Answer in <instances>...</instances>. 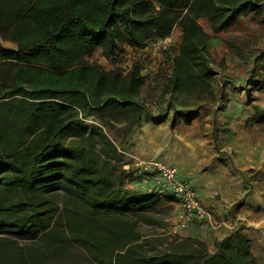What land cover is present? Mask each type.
Listing matches in <instances>:
<instances>
[{"label": "trees", "instance_id": "trees-1", "mask_svg": "<svg viewBox=\"0 0 264 264\" xmlns=\"http://www.w3.org/2000/svg\"><path fill=\"white\" fill-rule=\"evenodd\" d=\"M250 13L264 24V0H0V264H18L33 244L70 242L102 264H260L242 225L212 250L195 234L146 237L140 226L163 228L158 202L173 196L128 187L120 147L144 121L189 124L224 96L207 43ZM174 27L157 112L141 96L144 59L126 69L88 59L100 49L116 63ZM116 124L119 144L104 130Z\"/></svg>", "mask_w": 264, "mask_h": 264}, {"label": "crops", "instance_id": "crops-1", "mask_svg": "<svg viewBox=\"0 0 264 264\" xmlns=\"http://www.w3.org/2000/svg\"><path fill=\"white\" fill-rule=\"evenodd\" d=\"M260 15L250 13L239 16L226 31L208 41L209 52L216 56L224 54L222 60L226 62L227 56L233 57V48L225 43L231 39L225 38L226 35L242 34L249 41L255 39V30L263 32V38L256 40L259 44L262 42L264 47V24L258 21ZM204 19L200 18L199 23L206 32L212 34L209 23L202 22ZM172 34L180 40V27H174ZM247 41L246 54L250 59L243 65L247 68L245 87L224 86L227 100L223 103L221 116H214L216 101L203 104L197 117L189 124L177 122L171 128L168 121L159 124L144 121L139 131L136 130L131 139L120 147L127 160L153 157L176 165L180 176L196 188L199 198L210 207L216 218H240V225L245 227L244 231L250 240L252 253L260 264H264V81H261V78L264 79V48L250 49ZM96 53L101 54V50L97 49L88 59L94 60ZM227 70L232 72L231 69ZM249 78L252 83H248ZM216 127L219 135L213 142L211 133ZM215 146L218 147V153ZM217 155L226 160L220 161ZM127 186L131 187L129 184ZM162 194L170 195L167 192ZM237 202L240 206L235 210L232 206ZM170 205L176 207L173 198L166 201L160 197L159 209L165 210ZM188 231V234H195L205 240L210 250L213 249V241L226 232L204 233L197 227ZM142 233L147 237V231ZM25 251L29 255L20 259L18 264H102L88 248L71 242L63 246L33 244L27 246Z\"/></svg>", "mask_w": 264, "mask_h": 264}, {"label": "built area", "instance_id": "built-area-1", "mask_svg": "<svg viewBox=\"0 0 264 264\" xmlns=\"http://www.w3.org/2000/svg\"><path fill=\"white\" fill-rule=\"evenodd\" d=\"M171 35L151 43L147 47L150 57L166 55L170 45ZM215 69V64L211 63ZM216 77H220L217 71ZM149 73L145 61L141 66L143 82ZM123 170L135 179L129 185L132 188L148 192H167L173 196L176 207L173 210V220L168 227V235H178L183 231L197 227L201 232L210 233L220 230H232L240 225V218H216L214 212L204 204L198 196L196 188L180 176L176 165L167 164L159 159L133 157L123 164ZM180 235V234H179Z\"/></svg>", "mask_w": 264, "mask_h": 264}, {"label": "rangeland", "instance_id": "rangeland-1", "mask_svg": "<svg viewBox=\"0 0 264 264\" xmlns=\"http://www.w3.org/2000/svg\"><path fill=\"white\" fill-rule=\"evenodd\" d=\"M203 22V20H202ZM245 22H249V21H245ZM241 28H243V25H241ZM253 38L255 39H251L249 41L245 40L246 37H243L242 34H227L225 38H227L228 40L231 39V41H234V43L237 45L238 48L241 49V53L242 55H238L236 50H233V57L230 58V56H227L226 58V62L224 61L222 65H217L219 62V59L222 58V56H224V54H222L221 56L214 54L212 55V59L214 60V64H215V69H217L218 72H220V81L224 84V86H231V87H240V83H243V81L245 80V73H247V68L245 65L246 60L249 61V55H247V49H246V41L248 42V48H262L263 47V43L258 42V40H261L263 32L261 30H255L253 32ZM224 37V36H223ZM258 39V40H256ZM243 40V41H242ZM245 40V41H244ZM178 38L172 34L171 35V41H170V46H176L178 43ZM225 41V40H224ZM244 42V43H243ZM168 47V48H169ZM264 48V47H263ZM168 52V51H167ZM166 52V53H167ZM139 57L141 59H144L145 63H147L148 67H149V73L147 74V76L145 77V81L143 86L141 87V96L142 99L145 101V103L152 109L154 110V112L158 111L157 108V104L155 103L157 95L159 94L160 90L162 89V87L164 86L165 82H166V78L168 76V74L171 71V63L169 62V57L163 54L161 56H155L154 58L150 57V53H148L147 51V47L144 48L143 50H137V49H130L127 47L126 52H124L123 54H121L119 56V58L117 59L116 63H112L108 60H106L100 53H96L95 56L93 57V59L95 61H97L98 63H100L105 69H109L113 66H119L121 69H126L128 67V65L131 63V61L135 60V59H139ZM256 66V63H255ZM262 66V65H261ZM256 67H254L255 69ZM261 69H263L262 67H260ZM227 69H231L232 72H229ZM259 68H257L258 70ZM228 74H232V76H228ZM224 76V77H223ZM236 76V77H235ZM264 81L263 78H261V81ZM221 96L222 98L218 101V103L216 104V111L214 116H221V111H222V107L221 104L224 103L225 100H227V93H225L224 88L221 92ZM171 114H169L168 119L170 118ZM88 121H91V118L88 119ZM120 124H116L113 127H110L108 125L104 126V130L105 132L108 134V136L114 140L117 144H119V141L121 139V131H119ZM138 130V129H137ZM139 131V130H138ZM212 135V139L213 142H216V140L218 139V127L214 128V132L211 133ZM132 137V136H131ZM131 139V138H130ZM215 150L218 151V147L215 146ZM219 156V155H217ZM128 158V157H127ZM220 161L226 160L224 157L219 156L218 157ZM232 208H234L232 206ZM236 209H239V206ZM173 210L174 207L173 205H170L169 208H165L163 214L161 213L160 215H158L157 217L159 218V220H162L163 223L165 224L164 227L162 228V230H160L159 228L155 227H148L145 225H141L140 229L144 232L147 231V233H153V232H161V233H165L166 235H168V227L169 225L172 223L173 220ZM190 232V231H188ZM188 232L183 231L181 233H179L180 235H186L188 234ZM178 234V235H179Z\"/></svg>", "mask_w": 264, "mask_h": 264}, {"label": "bare ground", "instance_id": "bare-ground-1", "mask_svg": "<svg viewBox=\"0 0 264 264\" xmlns=\"http://www.w3.org/2000/svg\"><path fill=\"white\" fill-rule=\"evenodd\" d=\"M204 23H206L207 21L206 20H203ZM208 23V22H207Z\"/></svg>", "mask_w": 264, "mask_h": 264}]
</instances>
